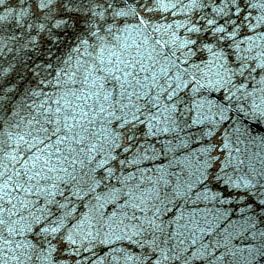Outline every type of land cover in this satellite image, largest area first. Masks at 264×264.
<instances>
[{
	"label": "snow or ice",
	"instance_id": "1",
	"mask_svg": "<svg viewBox=\"0 0 264 264\" xmlns=\"http://www.w3.org/2000/svg\"><path fill=\"white\" fill-rule=\"evenodd\" d=\"M0 264H264V0H0Z\"/></svg>",
	"mask_w": 264,
	"mask_h": 264
}]
</instances>
